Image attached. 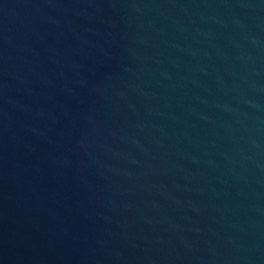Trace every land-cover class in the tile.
<instances>
[{"label": "water", "instance_id": "water-1", "mask_svg": "<svg viewBox=\"0 0 264 264\" xmlns=\"http://www.w3.org/2000/svg\"><path fill=\"white\" fill-rule=\"evenodd\" d=\"M0 264H264V0H0Z\"/></svg>", "mask_w": 264, "mask_h": 264}]
</instances>
